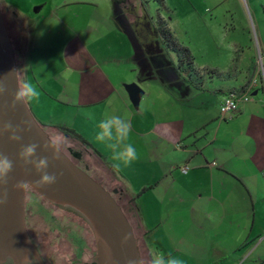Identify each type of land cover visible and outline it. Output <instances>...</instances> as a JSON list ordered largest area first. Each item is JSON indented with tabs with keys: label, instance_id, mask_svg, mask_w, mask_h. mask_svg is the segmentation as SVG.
<instances>
[{
	"label": "crops",
	"instance_id": "0c3cea01",
	"mask_svg": "<svg viewBox=\"0 0 264 264\" xmlns=\"http://www.w3.org/2000/svg\"><path fill=\"white\" fill-rule=\"evenodd\" d=\"M2 1L20 44L19 78L40 93L28 103L30 109L48 133L52 129L100 160L125 185L121 194L138 195L136 203H126L134 205L130 222L142 230L149 263L159 250L182 254L189 259L184 264H237L243 258L264 264L261 81L251 90V100L221 115L224 97L230 90L246 91L259 66L248 69L240 87L217 85L210 92L204 76L208 69L221 72L209 76L222 82L236 78V70L194 65L198 75L188 76L179 69L178 56L161 42L160 52L144 55L115 0L113 5L43 0L37 13L17 0ZM80 5L94 10L80 11ZM133 82L145 91L138 108L126 89ZM210 93L215 96L208 98ZM105 111L130 116V140L139 158L127 167H115L119 162L112 160L109 143L95 139ZM61 127L76 131L103 158Z\"/></svg>",
	"mask_w": 264,
	"mask_h": 264
},
{
	"label": "rangeland",
	"instance_id": "374dc122",
	"mask_svg": "<svg viewBox=\"0 0 264 264\" xmlns=\"http://www.w3.org/2000/svg\"><path fill=\"white\" fill-rule=\"evenodd\" d=\"M17 1L26 11L37 13L36 7L43 0ZM49 1L51 4L54 0ZM83 1L98 4L109 1L110 5L114 3V0ZM0 2L12 34L17 59V48L20 44L10 21V13L4 2L2 0ZM48 10L47 8L45 12ZM79 10H94V7L80 5ZM126 15L133 23L141 22L136 24V27L141 26L143 32L154 39L153 44L159 52L162 39L156 27H159L158 22L161 21L160 28L167 27L179 46L191 50L196 68L209 66L224 72L230 71L231 68L236 70V78L223 82L211 78L210 72L204 75L210 92L217 85L240 87L249 75L247 72L252 65L261 67L264 65V0H127ZM130 43L133 44L131 40ZM132 49L134 50L133 46ZM172 54L174 57L177 55L173 52ZM19 80L22 85L21 77ZM262 84L264 85L263 80ZM214 96V93H210L208 98ZM48 131L51 138L57 136L52 129ZM67 144L63 141L62 147ZM82 152L84 153L82 165L90 164V174L95 179L103 181L109 189L117 187V193L120 192L119 188H125L122 181L116 179L100 160L90 155L87 150ZM115 182L116 185L113 184ZM115 197L126 209L125 197L119 194ZM127 212L134 223V212ZM25 215L26 231L44 264H97L95 234L84 218L73 211L65 210L30 185L27 187ZM166 229L167 226L164 227L165 231ZM133 230L138 240L142 263L151 264L146 256V242L142 239V230L138 226H134ZM165 231L162 235L167 234ZM176 256L181 257L184 263L189 261L182 254ZM200 261L201 264H205L204 260ZM237 264L256 263L243 258Z\"/></svg>",
	"mask_w": 264,
	"mask_h": 264
},
{
	"label": "water",
	"instance_id": "95a60500",
	"mask_svg": "<svg viewBox=\"0 0 264 264\" xmlns=\"http://www.w3.org/2000/svg\"><path fill=\"white\" fill-rule=\"evenodd\" d=\"M132 40L136 43V38L133 37ZM9 71L12 74L7 76ZM0 78L7 88V92L0 96V124L11 121L16 125L26 121L29 126V130L22 133L20 144L10 143L7 134L0 136V152L14 160V170L10 173L8 184L0 186V193L7 192V202L0 205V264L8 254L19 255L21 251L31 252L35 256L36 264H44L26 231L25 200L29 185L47 199L86 220L95 234L97 264H143L133 226L116 197L101 182L73 162L62 149L61 158L53 161L48 169L50 173L58 175L55 184L37 188L29 183L24 192L13 190L12 185L18 180L34 182L39 178L34 170L21 167L15 160L21 144H42L51 137L28 103L19 104L14 110L8 107L20 80L13 41L1 2ZM126 89L132 103L138 108L144 89L137 82L126 84ZM37 155L50 158L51 152H41L38 149Z\"/></svg>",
	"mask_w": 264,
	"mask_h": 264
},
{
	"label": "clouds",
	"instance_id": "9594fccd",
	"mask_svg": "<svg viewBox=\"0 0 264 264\" xmlns=\"http://www.w3.org/2000/svg\"><path fill=\"white\" fill-rule=\"evenodd\" d=\"M16 71V70H15ZM12 71L6 75L10 76ZM7 92V88L0 78V96ZM40 93L31 81H25L18 86L17 91L13 94L11 103L8 105L10 110H14L17 105L31 103L39 99ZM98 131L95 139L100 143H109V147L113 150L112 160L119 163L114 166L119 168L120 164L125 167L131 165L139 158L136 147L131 142L130 137L132 128L130 116L127 112L123 115H117L105 111L103 118L97 123ZM29 126L26 121L13 125L11 121L0 124V136L7 134L10 143L20 144L22 141V133L27 132ZM63 138L60 136L46 139L44 143H28L21 144L15 160L19 162L21 167L31 168L39 177L34 182L26 180H18L12 188L16 192H24L29 183L37 188H45L55 184L58 180L56 173L48 171L50 164L61 158V147ZM41 152H51V157L38 156L37 150ZM14 170V160L8 155L0 152V186L8 184L10 173ZM7 202V192L0 193V205ZM125 238V242H126ZM2 264H36L35 256L29 251H21L19 255L8 254L3 258ZM151 264H184L179 256H173L171 253L165 254L162 251H154L151 256Z\"/></svg>",
	"mask_w": 264,
	"mask_h": 264
},
{
	"label": "trees",
	"instance_id": "16d2710c",
	"mask_svg": "<svg viewBox=\"0 0 264 264\" xmlns=\"http://www.w3.org/2000/svg\"><path fill=\"white\" fill-rule=\"evenodd\" d=\"M115 1H116V3L118 5H122V4H125L127 2V0H115ZM2 10H3V14H4V17H5V20H6L5 11H4L3 8H2ZM158 23H159V27L157 26V32L159 33V35H160V37L162 39V43L166 46V48L168 50H170V51H172V52L177 54L178 59H179V61H178L179 69L182 72L188 74V76H197L198 75V71H197V69L194 66V62L192 61L193 57H192L191 50L188 49V48H184V47L179 46L178 43L175 41V38H174L173 34L168 30V28L167 27L160 28V26L162 25V22L159 21ZM6 24H7V22H6ZM7 27H8V24H7ZM8 29H9V27H8ZM9 32L11 34L10 29H9ZM11 37H12V34H11ZM180 54H182L183 56L181 57ZM208 72H210V73L215 72V73H218L219 75H222L221 72H218L217 70H213V69H208ZM61 129L64 131V133L68 134L70 137L78 139L81 142L89 145L94 150L95 153H97L100 157L103 158V156L100 154V152L98 150H96L91 144H89L76 131H74L73 129L65 128V127H61ZM117 194L121 195L123 198L125 197V199H128L129 203H132V202L136 203V201H137V196L138 195L137 196H135V195L129 196V195L121 194V192H119ZM129 203H126V205H127L126 209L123 207V205L121 203H120V205L122 206V208L124 209L127 217L131 221V217H130V215L128 214L127 211L134 212V210H133L134 205L133 204H129ZM94 264H96V263H94Z\"/></svg>",
	"mask_w": 264,
	"mask_h": 264
},
{
	"label": "flooded vegetation",
	"instance_id": "af4514ba",
	"mask_svg": "<svg viewBox=\"0 0 264 264\" xmlns=\"http://www.w3.org/2000/svg\"><path fill=\"white\" fill-rule=\"evenodd\" d=\"M119 11H120L121 14H125L126 15V3L122 4V5H119ZM140 23L141 22L133 23L132 21H130L128 19V26H130V27L132 26L133 27V29L135 30L136 34L138 35V38H139L140 42L142 43L144 55L148 54L149 56H153L152 54L155 51H158V50H156L153 42L151 43V40L148 37V35L146 34V32H143L142 27L141 26L136 27V24H140ZM156 30H157V27H156ZM61 149L71 158V160L73 162H75L78 166H80L82 169L86 170L90 174V168H91L90 164L86 163L85 165H82V161H84L83 160L84 153L82 152L83 151L82 149H80L79 147L74 146V144H67L65 147H61ZM96 180L101 182L108 190H110L113 193L114 196L117 194V192H118L117 188L109 189L103 183V181H100L98 179H96ZM115 190H117V192H115Z\"/></svg>",
	"mask_w": 264,
	"mask_h": 264
},
{
	"label": "built area",
	"instance_id": "2783aa9c",
	"mask_svg": "<svg viewBox=\"0 0 264 264\" xmlns=\"http://www.w3.org/2000/svg\"><path fill=\"white\" fill-rule=\"evenodd\" d=\"M264 83V65L259 66L258 74L253 77L251 83L247 87L246 91L240 92L237 90H230V92L224 97L221 105V115L225 116L229 113L236 111L242 101H249L253 98L250 93L251 90L261 81ZM264 176V171H263Z\"/></svg>",
	"mask_w": 264,
	"mask_h": 264
}]
</instances>
